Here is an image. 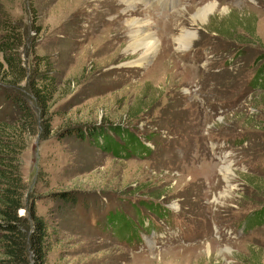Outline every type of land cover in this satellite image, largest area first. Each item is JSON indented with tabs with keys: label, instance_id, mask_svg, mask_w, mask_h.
Listing matches in <instances>:
<instances>
[{
	"label": "rangeland",
	"instance_id": "obj_1",
	"mask_svg": "<svg viewBox=\"0 0 264 264\" xmlns=\"http://www.w3.org/2000/svg\"><path fill=\"white\" fill-rule=\"evenodd\" d=\"M260 70L264 0H0V159L43 264H264Z\"/></svg>",
	"mask_w": 264,
	"mask_h": 264
},
{
	"label": "trees",
	"instance_id": "obj_2",
	"mask_svg": "<svg viewBox=\"0 0 264 264\" xmlns=\"http://www.w3.org/2000/svg\"><path fill=\"white\" fill-rule=\"evenodd\" d=\"M262 72L264 73V70L260 73ZM123 128L125 127L120 125H90L85 130L77 131V135L81 138L89 135L98 144L95 139V137L97 138V132L112 131L117 133ZM0 152H8L3 141L0 142ZM6 155L0 159V168H3L2 173L5 174L4 181H0V186L3 188V192H0V229L4 232L2 240L4 242V254L6 256V258L0 260V264H43L45 258V236L47 234L46 223L40 216L35 214L33 208L29 215V222L26 221V218L18 214V210L23 206L21 193L17 189H13L12 185L19 181L17 187L22 189L23 184L21 179L15 182L13 177L8 174V169L11 168L12 171H16V168L14 161H10V157ZM62 194V200L64 202L72 199L68 192ZM263 211L261 210L259 214L263 213ZM24 222L25 224L27 222L31 224L29 229H25L24 226L22 227L21 224Z\"/></svg>",
	"mask_w": 264,
	"mask_h": 264
},
{
	"label": "bare ground",
	"instance_id": "obj_3",
	"mask_svg": "<svg viewBox=\"0 0 264 264\" xmlns=\"http://www.w3.org/2000/svg\"><path fill=\"white\" fill-rule=\"evenodd\" d=\"M216 4L215 3H209L205 5L204 7H200L198 9V12L194 15V20L197 21V19L201 20L202 22L206 21L209 15L215 10ZM142 23V22H141ZM140 22L132 20L129 25L131 27V37L132 42L130 44V47L134 50H137L141 45L145 46V50L143 52V58H147L151 52L155 49L157 46L158 40L154 37V35L148 31V29L142 28ZM144 26V25H142ZM195 35H192L190 32L187 35L181 36L178 38L179 42L186 45V47L190 45L192 37ZM146 37L147 41L144 44L138 43V38ZM142 38V39H143ZM144 41V40H143ZM142 46V47H143ZM226 172L230 173L232 171L230 166H227Z\"/></svg>",
	"mask_w": 264,
	"mask_h": 264
}]
</instances>
